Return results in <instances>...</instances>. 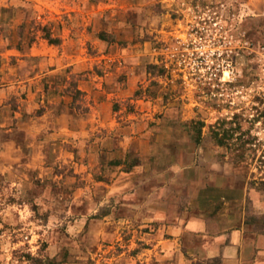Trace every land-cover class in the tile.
<instances>
[{
  "label": "crops",
  "instance_id": "1",
  "mask_svg": "<svg viewBox=\"0 0 264 264\" xmlns=\"http://www.w3.org/2000/svg\"><path fill=\"white\" fill-rule=\"evenodd\" d=\"M111 7L0 0L4 186L19 207L33 200L58 218L43 232L48 257L67 254L62 264H92L111 245L121 248L114 264H264V222L245 210L247 198L263 203L165 162L170 146L134 97L145 49L116 52L101 38ZM106 56L124 65L102 67Z\"/></svg>",
  "mask_w": 264,
  "mask_h": 264
},
{
  "label": "rangeland",
  "instance_id": "2",
  "mask_svg": "<svg viewBox=\"0 0 264 264\" xmlns=\"http://www.w3.org/2000/svg\"><path fill=\"white\" fill-rule=\"evenodd\" d=\"M103 1L114 15L101 38L116 52L145 49L134 97L170 146L165 162L184 165L194 183L245 187L263 203L255 210L247 198V215L263 223L254 211L264 212V0ZM48 216L33 200L19 207L0 178V264H62L64 251L46 254L43 230L58 223ZM120 250L98 249L92 264H114Z\"/></svg>",
  "mask_w": 264,
  "mask_h": 264
},
{
  "label": "trees",
  "instance_id": "3",
  "mask_svg": "<svg viewBox=\"0 0 264 264\" xmlns=\"http://www.w3.org/2000/svg\"><path fill=\"white\" fill-rule=\"evenodd\" d=\"M36 262H38V261H36ZM39 264H40V262H39Z\"/></svg>",
  "mask_w": 264,
  "mask_h": 264
}]
</instances>
